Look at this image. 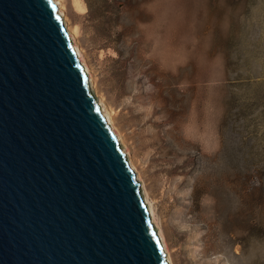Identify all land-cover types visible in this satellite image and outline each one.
<instances>
[{"label": "rangeland", "instance_id": "rangeland-1", "mask_svg": "<svg viewBox=\"0 0 264 264\" xmlns=\"http://www.w3.org/2000/svg\"><path fill=\"white\" fill-rule=\"evenodd\" d=\"M64 3L174 264H264V0Z\"/></svg>", "mask_w": 264, "mask_h": 264}, {"label": "water", "instance_id": "water-1", "mask_svg": "<svg viewBox=\"0 0 264 264\" xmlns=\"http://www.w3.org/2000/svg\"><path fill=\"white\" fill-rule=\"evenodd\" d=\"M55 0H0V264H170Z\"/></svg>", "mask_w": 264, "mask_h": 264}, {"label": "bare ground", "instance_id": "bare-ground-1", "mask_svg": "<svg viewBox=\"0 0 264 264\" xmlns=\"http://www.w3.org/2000/svg\"><path fill=\"white\" fill-rule=\"evenodd\" d=\"M58 4V7H59V11L60 13H62V18H63V21H64V25L66 27V30L68 31V34L71 38V41L74 45V48L77 52V55L79 56L80 58V61L81 63L83 64V67L85 68V70L87 71L88 73V76H89V79H90V82H91V86H92V89L94 91V88H95V83H94V76L92 74V71H91V68L89 66V63L77 41V32H78V29L76 27H73L71 28V26L69 25V21L67 20V15H66V12H65V3H64V0H55ZM80 9H83L84 7L83 6H78ZM95 92V91H94ZM96 95V94H95ZM97 96V95H96ZM98 101L100 103V106L102 107V109L104 110L105 114H106V117L109 121V124L111 125V127L113 128L115 134L117 135L118 139H119V142L121 145H123L124 149H125V152H126V155L128 157V160H129V163L131 165V167L134 169V171L136 172L137 174V178L139 179V181L141 182L142 184V187H143V191H144V196H145V199H146V202L149 206V210L158 226V230H159V233H160V237H161V241H162V245H163V248L167 254V258L168 260L170 261V264H174L173 262V257L171 255V251H170V248H169V244H168V241L166 239V236L164 234V232L161 230V227H160V224H159V221H158V217H157V212H156V209H155V205L152 201V199L150 198L149 194H148V190H147V186H146V183H145V180L143 179V176L137 166V164L135 163V160L133 158V155L131 153V150L129 149V147H127L125 145V141H124V137H123V134L121 132V130L119 129V127L116 125L115 123V120H114V117H113V114H112V110L109 109L106 105H105V102L103 101V98L102 97H98Z\"/></svg>", "mask_w": 264, "mask_h": 264}]
</instances>
